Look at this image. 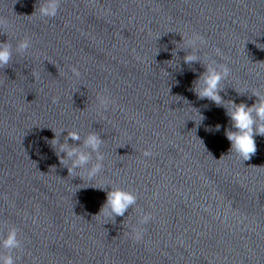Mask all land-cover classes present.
I'll return each instance as SVG.
<instances>
[{
  "label": "clouds",
  "instance_id": "obj_1",
  "mask_svg": "<svg viewBox=\"0 0 264 264\" xmlns=\"http://www.w3.org/2000/svg\"><path fill=\"white\" fill-rule=\"evenodd\" d=\"M16 2V0H15ZM61 0H38L32 15L38 13L42 18H54L57 16L60 8ZM9 27V21L6 17L0 16V30ZM2 34V33H0ZM183 39V45L179 47L190 48L191 51L184 56V63L191 65L194 62H201L205 71L193 81L192 87L189 89L194 92L198 99H208L216 106L223 107L225 114L229 118L231 128H226L224 135L230 142L231 147L228 153H235L242 161L250 160L257 152V144L255 137H264V94L259 91L252 92V96L256 97V101L251 105L244 102L236 103L232 100L225 101L220 95L222 90V82L230 75V68L226 64H217L214 60L207 63L202 62L197 55L199 46L205 45L207 41L199 34L193 33L191 37ZM31 47V39L25 37L16 45V51L20 54L26 53ZM217 55L220 50H215ZM176 55L175 51L172 53ZM13 51L12 44L8 41L0 42V69H5L12 61ZM172 61V60H169ZM74 76H79L77 68L70 69ZM35 78V77H34ZM98 103L101 107L107 108L110 100L105 95L97 96ZM55 103V99L53 100ZM227 105V106H226ZM204 119V117L202 116ZM202 119V120H203ZM221 125L216 124L214 130L220 131ZM234 129V130H233ZM210 130V129H206ZM53 131V130H52ZM54 138L50 140V145L54 148L59 145L60 164L67 168L69 176H77L80 171L86 173L91 179L97 176L103 169L105 160L104 153L101 151L104 140L97 132H89L83 139L78 131H68L63 143H60L54 132ZM69 140L72 143H69ZM80 142V143H76ZM64 154V155H61ZM93 154L95 162H93ZM144 157H151L153 153L146 150ZM225 154L221 155V158ZM100 187L98 189L106 191V200L101 206L99 212L94 216L97 218L104 217L107 220L114 221L116 217H125V213L137 204V194L133 191L121 189L119 187ZM158 195V193L154 194ZM140 225H146L152 220L150 213H144L138 210ZM19 230L15 226L8 228L6 235L0 233V264H16L12 252L13 250L22 248V241L18 237ZM144 230L134 227L131 232V238L134 241L144 239Z\"/></svg>",
  "mask_w": 264,
  "mask_h": 264
}]
</instances>
